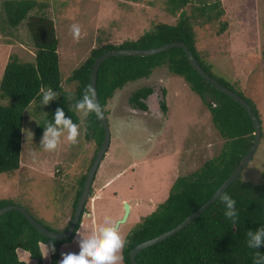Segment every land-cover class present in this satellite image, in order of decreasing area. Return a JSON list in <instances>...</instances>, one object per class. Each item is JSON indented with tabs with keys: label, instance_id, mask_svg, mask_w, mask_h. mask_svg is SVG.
<instances>
[{
	"label": "rangeland",
	"instance_id": "rangeland-1",
	"mask_svg": "<svg viewBox=\"0 0 264 264\" xmlns=\"http://www.w3.org/2000/svg\"><path fill=\"white\" fill-rule=\"evenodd\" d=\"M2 1L0 80L10 54L21 61L34 60L35 48L27 20L31 14H46L53 19L58 37L61 89L53 91L69 102L75 96L76 82L67 78L99 41L117 45L138 37L157 22L175 23L179 15V11L171 14L166 0H37L40 6L30 10L18 26L9 27ZM216 1L224 10L222 15L215 17L216 10L207 9L199 14V6ZM184 10L194 31L198 56L210 64L212 75L255 103L262 136L241 177L259 183L264 172V0H191ZM222 22L227 26L219 33ZM73 24L81 29L78 42L71 33ZM148 81L137 82L164 87L165 113L132 111L128 96L136 89L133 81L117 91L103 108L108 112V104H113V112L107 114L110 142L91 186L92 197L87 198L83 208L82 235L93 230V218L97 224L105 216L114 221L120 219L122 215L117 218L118 214L121 209L124 211V201L121 208L120 199L124 198L142 202L140 207H133L127 222L119 223L121 234L126 236L147 214L144 202L157 207L176 177L188 175L222 148L224 139L212 124L209 110L180 76L169 72L163 64L153 69ZM41 98L32 101L24 111L20 166L11 173H0V199L24 207L43 225L61 230L70 219L79 179L88 171L97 146L91 134H86L85 119L81 121L74 105L80 118L78 142L67 143L65 133L56 151H44L40 146L44 129L40 134L36 129L49 113ZM7 103L8 99L0 97V104ZM111 177V182L99 189ZM99 190L94 202L91 198ZM90 211L92 217L86 215ZM42 245L45 244L40 243L41 264H49V255L43 256ZM69 252H79L77 236L61 246L59 261L62 254ZM17 255L25 264H37L26 250L18 248ZM118 264H124L123 260Z\"/></svg>",
	"mask_w": 264,
	"mask_h": 264
},
{
	"label": "trees",
	"instance_id": "trees-1",
	"mask_svg": "<svg viewBox=\"0 0 264 264\" xmlns=\"http://www.w3.org/2000/svg\"><path fill=\"white\" fill-rule=\"evenodd\" d=\"M166 1L170 4L168 9L171 14L174 15L179 11L176 22H157L138 37L126 39L117 45L99 41L97 46L90 50L86 59L74 68L67 78L76 82L72 102L64 97H58L45 105L49 114L47 119L37 126L38 134L47 123H53L54 113L58 107L62 108L66 117H70L74 123H80L74 105L83 98L84 89L90 86L91 66L95 58L107 50L151 48L166 42L182 40L197 57L201 66L212 75L210 64L206 61L204 63L198 56L194 31L190 18L184 10V6L191 0ZM36 6H40L37 0H3L6 23L9 27L18 26ZM206 9L216 10L215 17L224 13L218 1L203 3L198 7L199 14L203 15ZM208 18L212 16L209 15ZM27 26L35 48L34 60L21 61L15 54H10L0 80V97L8 99L7 104H0V173H11L20 166L21 130L25 109L32 101L41 98V88L61 89L58 37L53 19L46 14H31ZM226 26L227 23L222 22L219 33L223 32ZM262 54L264 56V49ZM163 64L167 65L169 72L182 77L189 88L199 95L202 103L209 110L212 124L224 142L219 153L203 162L202 166L188 175L176 177L165 200L152 212L143 216L136 227L125 236L127 243L121 250L124 264H131L128 257L131 248L175 227L206 202L246 154L254 139L253 123L245 108L207 83L193 69L185 51L179 47L148 56L115 55L103 60L96 78V90L101 107L104 108L107 101L126 83L148 78L154 68ZM219 81L228 86L223 81ZM152 91L151 87H139L130 94L128 102L135 108L147 110L148 106L143 99ZM163 91L165 95L164 88ZM244 98L261 123L255 103ZM161 108L166 111L164 101L161 102ZM104 112L108 114L107 111ZM84 125L86 134L90 133L96 142L93 160L104 136L103 126L100 118L95 114L89 115ZM86 173L79 179L70 219L61 230L70 223ZM223 194L229 195L236 201L238 217L235 224L224 215L225 205L220 198ZM91 195L92 187L89 197H92ZM263 198L264 172L259 183L243 180L240 173L215 201L182 230L138 252L135 256L137 264H254L253 253L257 250L247 246V233L264 227ZM7 204L12 203L7 199H0V208ZM81 221L82 215L79 224L68 237L55 240L38 232L20 211L11 209L3 213L0 215V264H25L18 258V248L26 250L37 264H41L40 243L54 244L55 252H49V264H58L61 246L71 242ZM259 251L264 253V245H261Z\"/></svg>",
	"mask_w": 264,
	"mask_h": 264
},
{
	"label": "water",
	"instance_id": "water-1",
	"mask_svg": "<svg viewBox=\"0 0 264 264\" xmlns=\"http://www.w3.org/2000/svg\"><path fill=\"white\" fill-rule=\"evenodd\" d=\"M174 47L182 48L187 56V59L193 69L197 71V73L211 86L216 88L217 90L221 91L222 93L226 94L230 98H232L234 101L238 102L245 110L247 111L249 117L252 120L253 127H254V139L253 142L249 148V150L246 152V154L240 159L238 164L233 168V170L230 172L228 177L224 180V182L217 188V190L213 193V195L204 202L199 208H197L195 211H193L191 214H189L187 217H185L179 224H177L175 227L155 236L150 239H147L145 241H142L135 245L133 248H131L128 252V257L131 262V264H137L135 260V256L138 252H140L142 249L146 248L149 245H153L157 242L162 241L163 239L173 235L174 233L182 230L187 224L192 222L198 215H200L213 201H215L218 196L235 180V178L242 172L243 168L247 165V163L251 160L253 157L257 146L259 144L260 138H261V123L259 121V118L257 117L256 113L252 110L250 104L247 102V100L238 94L236 91L231 89L230 87L226 86L219 80H217L215 77H213L211 74H209L200 64L199 60L196 56L193 55L192 51L189 49V47L182 41V40H175L171 42H166L161 45L151 47V48H116L107 50L103 54L99 55L95 58L94 62L91 66V72H90V86L95 89L96 91V100L98 104L100 105L97 90H96V78H97V71L102 63L103 60H105L107 57L115 56V55H136V56H148L155 53H159L164 50H168ZM159 98L157 99L155 97V92L152 91L146 97L143 99V101L147 104L148 108L153 109L154 106L157 109H160V102L165 100L163 91L158 92ZM154 98V99H153ZM157 104V105H156ZM101 106V105H100ZM102 108V107H101ZM154 110V109H153ZM103 130H104V136L101 141L100 146L97 149V152L88 168V171L86 173V177L83 183V186L81 188L80 195L78 197L74 213L72 215V218L70 220V223L68 226L61 230V231H54L49 228H47L45 225H43L41 222H39L37 219H35L28 210H26L24 207L17 205V204H7L5 206H2L0 208V215L3 213L15 209L20 211L30 222L38 232H40L42 235L55 239V240H61L63 238L68 237L75 229V227L80 222V217L83 215V208L85 206L86 200L89 197L90 189L94 180V176L97 172V169L99 167V164L101 160L103 159L110 142V126L108 122L107 115L105 114L103 108H102V117L100 118ZM124 205V211L122 214V217L118 219L117 221L119 223L124 222L127 218V215L129 213V204L127 202H123ZM262 215H263V223H264V198L262 200ZM264 254V253H263ZM261 264H264V261L261 262Z\"/></svg>",
	"mask_w": 264,
	"mask_h": 264
},
{
	"label": "clouds",
	"instance_id": "clouds-1",
	"mask_svg": "<svg viewBox=\"0 0 264 264\" xmlns=\"http://www.w3.org/2000/svg\"><path fill=\"white\" fill-rule=\"evenodd\" d=\"M71 33L75 41L81 39V29L77 24L71 27ZM42 94L41 104L48 105L50 101L58 98V93L51 88L40 89ZM75 110L80 114L81 121L89 115L95 114L97 118L102 117V108L96 100V91L91 86L84 89L83 98L75 104ZM66 133V142L76 144L80 136V127L74 123L70 117H66L62 108H57L54 113V123H47L44 127L43 136L40 141L41 148L46 152L56 151L61 144V137ZM225 205L224 215L235 224L238 213L236 211V201L227 194L221 197ZM79 252L64 253L59 264H118L122 260L119 255L125 247L127 239L120 232L119 222L111 217L105 216L102 222L88 235H81L78 231ZM247 246L250 249H256L253 253L254 264H261L264 261V254L259 249L264 245V227L258 228L255 232L247 233ZM43 256L47 257L49 252H55L54 244L42 245Z\"/></svg>",
	"mask_w": 264,
	"mask_h": 264
},
{
	"label": "crops",
	"instance_id": "crops-1",
	"mask_svg": "<svg viewBox=\"0 0 264 264\" xmlns=\"http://www.w3.org/2000/svg\"><path fill=\"white\" fill-rule=\"evenodd\" d=\"M233 45V44H232ZM150 77V76H149ZM149 77L148 78H141V79H138V80H136V81H133L134 83H135V87H136V89H138L139 87H142V86H147V87H151L152 88V90L155 92V97L158 99L159 98V96H158V92L159 91H163V88L164 87H162L161 85H159V86H157V87H152V86H149V85H145V84H143V85H140V83H138L137 81H145V82H149L148 81V79H149ZM182 78V77H181ZM184 81V80H183ZM138 83V84H137ZM128 84V83H127ZM126 84V85H127ZM126 85L125 86H123V87H126ZM133 85V84H132ZM122 87V88H123ZM156 88H158V90L156 89ZM135 89V90H136ZM120 89H118L117 91H119ZM135 90H133V91H135ZM116 91V92H117ZM132 91V92H133ZM115 92V93H116ZM131 92V93H132ZM164 92V91H163ZM130 93V94H131ZM130 96V95H129ZM128 96V97H129ZM164 97H165V95H164ZM154 99V98H153ZM108 102V101H107ZM162 102V101H161ZM161 102H160V107H161ZM130 104V103H129ZM131 105V104H130ZM157 105V104H156ZM106 106V105H105ZM132 106V105H131ZM129 109V108H128ZM130 109H132V111H142L143 113H145V114H161V113H165L163 110H162V108H160V109H157L155 106H154V110L153 109H151V108H148L147 110H141V109H138V108H135V107H133L132 106V108H130ZM108 112L109 113H111V112H113V104L112 103H110V104H108ZM106 154V153H105ZM115 176H117V174L115 175ZM114 177H111V178H108L101 186H100V188L99 189H101L103 186H105V185H107L108 183H110L111 182V180L113 179ZM173 183V182H172ZM172 185V184H171ZM99 193H100V190L97 192V193H95V195L93 196V199H94V202L96 201V199H97V197L99 196ZM168 195V194H167ZM167 197V196H166ZM165 200V199H164ZM163 200V201H164ZM120 201H121V208H122V202L124 201V202H128V204H129V213H128V215H127V218H126V220H125V222H127L128 221V219H129V217H130V214H131V211H132V209H133V207H136V208H138V207H140L141 206V203L139 202V201H134V202H130V201H127V199H124V198H121L120 199ZM162 201V202H163ZM93 202V201H92ZM146 203H149V204H146ZM144 205L147 207V210L145 211V212H147V214H149L150 212H152L155 208H156V205H152L150 202H144ZM91 210L93 209V205L91 204ZM94 209H95V207H94ZM102 212V211H101ZM92 213H93V211L91 212H87L86 213V215L87 216H91L92 217ZM95 214H96V210H95ZM123 214V209H121L120 210V212H119V214H118V217L117 218H120L121 217V215ZM146 214V215H147ZM145 216V215H144ZM81 225L82 224H80V227H79V229L77 230V232L79 231H81V229L83 228H81ZM97 226V221L93 218V220H92V229L94 230V228ZM76 232V233H77ZM81 235H82V233H81ZM76 238V234H75V236L73 237V239H72V241L74 240Z\"/></svg>",
	"mask_w": 264,
	"mask_h": 264
},
{
	"label": "bare ground",
	"instance_id": "bare-ground-1",
	"mask_svg": "<svg viewBox=\"0 0 264 264\" xmlns=\"http://www.w3.org/2000/svg\"><path fill=\"white\" fill-rule=\"evenodd\" d=\"M93 199V198H92Z\"/></svg>",
	"mask_w": 264,
	"mask_h": 264
}]
</instances>
